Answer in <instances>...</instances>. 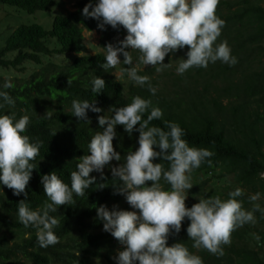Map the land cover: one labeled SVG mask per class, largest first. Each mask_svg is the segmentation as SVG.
<instances>
[{"label": "trees", "instance_id": "trees-1", "mask_svg": "<svg viewBox=\"0 0 264 264\" xmlns=\"http://www.w3.org/2000/svg\"><path fill=\"white\" fill-rule=\"evenodd\" d=\"M89 0H77L75 10L67 15L56 13L51 28L42 24H20L0 48V70L3 72H24L30 64L36 68L28 78L11 79L13 88L6 89L15 101L14 106L5 104L0 115H27L30 123L26 135L30 141L39 142L40 154L33 162L36 169L26 192L25 203L32 210L43 209L48 199L43 192L41 177L56 172L58 177L70 185L71 172L76 170L79 157L88 154V143L99 131L97 117H111L112 109L124 107L132 98L140 96L150 100L152 107L162 110L161 119L153 120L150 126L167 130L165 122H175L184 130V139L189 146L205 148L214 153L212 166L202 164L192 173L193 188L189 190L190 201L186 207L198 203L200 197L220 196L228 199V193L239 187L245 195L239 199L246 210H252L249 196L261 193L264 196V0H219L216 15L225 21L217 43L227 41L232 55L238 59L235 66L217 61L207 68L194 67L183 75L173 70L155 75V68L139 70L138 74L150 78L157 88L152 95L147 86H135L124 76L116 79L114 72L129 67L121 64L106 72L101 65L104 54L89 55L83 36L86 32H100V47L116 45L127 35L121 26L118 30L106 26L97 27L98 21L86 19L83 7ZM8 6L15 12L35 14L48 12L59 6L57 0H0V7ZM104 50V49H103ZM129 51V49H127ZM185 46L172 55L187 58ZM133 63H139V52L132 51ZM73 56L67 64L54 62V58ZM122 59L124 57L120 55ZM172 61L166 56L165 64ZM96 76L105 80L100 94L93 93L91 81ZM71 80L69 86L68 81ZM5 79L0 75V84ZM73 100L95 102L101 113L88 112L90 122L80 121L72 115ZM52 118L48 119L46 113ZM150 113V109H149ZM146 113L144 119L147 118ZM138 127V125H137ZM117 137L113 146L123 162L128 152L138 147V132L132 136L117 125ZM55 133V135H53ZM158 150V149H157ZM164 168L169 167L165 161ZM113 165L118 162L112 161ZM217 173L218 176H217ZM96 176V184L90 186L84 196H75L73 203L62 205L58 212L51 213L58 219L54 233L59 243L41 248L37 241L36 229L24 227L18 220V207L25 196H15L6 186L0 191V264H115L113 259L123 246L103 230V223L97 218L96 208L106 205L110 210L117 206L121 210L124 197L115 194L114 181L108 167L105 179ZM209 175L216 176L217 182L231 178L233 187L217 188ZM214 178V177H213ZM149 184L151 182H148ZM163 184V181H161ZM165 189L169 188L164 184ZM222 190H226L221 192ZM255 204V203H254ZM255 223L245 224L231 234V244L224 245V255L217 257L203 249L192 247L186 228L190 221L182 222L178 234L170 233L168 246L183 243L191 253L202 258L203 264H264V231L258 226L264 224L260 212H255ZM255 230L258 241L252 246L250 237ZM138 264V262H137Z\"/></svg>", "mask_w": 264, "mask_h": 264}, {"label": "clouds", "instance_id": "clouds-1", "mask_svg": "<svg viewBox=\"0 0 264 264\" xmlns=\"http://www.w3.org/2000/svg\"><path fill=\"white\" fill-rule=\"evenodd\" d=\"M219 0H89L82 9V15L98 21L97 27L106 30L111 26L118 30L121 26L127 35L116 45L107 44L104 49V63L101 67L108 72L118 65L122 68L116 79L127 77L135 86L145 87L155 95L157 88L150 78L138 74V65H133L132 51L139 52V64L151 65L156 72L171 67L163 63L165 57L185 46L186 59H180L175 71L183 75L194 67L207 68L217 61L235 66L238 59L232 55L227 41L217 43L225 21L216 15ZM127 49H131L128 51ZM120 55L124 57L123 61ZM69 86L71 80L68 81ZM92 92H103L105 80L96 76L91 81ZM13 88L10 79L0 84V109L14 106L15 101L6 89ZM150 109V113H149ZM72 115L80 121L90 122L88 112L101 113L103 110L95 102L73 100ZM113 115L97 117L102 131L97 132L88 143V154L79 157L76 170L71 172L70 185L64 183L51 172L41 177L43 192L48 199L43 209L32 210L25 203L34 161L40 154V143L31 142L24 134L30 123L27 115H0V191L6 186L13 195L25 196L18 207V220L24 227H33L41 248L59 243L54 233L58 219L51 213L58 212L62 205L73 203L75 196L85 195L90 186L104 188L96 184L100 174L104 180V170L108 167L114 181L115 194L122 195L129 210L106 205L96 208L97 218L103 223V230L119 241L123 249L113 258L115 264H203L183 243L168 246L170 233L178 234L182 222L190 221L186 228L192 247L203 249L222 257L224 245L231 244V234L248 223H255V212L264 215V208L255 204L252 210L243 207L242 188L228 193V199L220 196L200 197L199 202L186 207L189 190L193 188L192 173L207 163L212 166L214 153L205 148L189 146L183 138L184 130L175 122H165L167 130L150 126L153 120L161 119L163 112L152 107L151 101L140 96L132 98L130 104L112 109ZM146 113L147 118L144 119ZM52 118L50 112L46 113ZM123 127L129 137L138 132V147L130 151L121 162V154L115 150L113 140L117 137L116 127ZM138 125V127H137ZM55 135V133L53 134ZM158 149V150H157ZM165 161L169 167L164 168ZM118 162L113 165L111 162ZM264 179V173L260 174ZM163 181V184L161 183ZM148 182H151L150 184ZM164 184L169 188L166 190ZM250 202L261 199V193L248 197ZM138 210V211H137Z\"/></svg>", "mask_w": 264, "mask_h": 264}, {"label": "rangeland", "instance_id": "rangeland-1", "mask_svg": "<svg viewBox=\"0 0 264 264\" xmlns=\"http://www.w3.org/2000/svg\"><path fill=\"white\" fill-rule=\"evenodd\" d=\"M59 2V6L56 9H53L51 11L48 12H37L33 15L28 14L26 12H15V9L8 7V6H4L3 8L0 7V48L2 46H5L6 41L8 39V37L11 35L12 31L14 29H16L20 24H32V23H39L42 24L44 27V29L48 30L51 28L52 25V21L53 19L56 17V13L59 14H63V15H67L69 12H73L75 10V5L77 0H57ZM84 39H85V45L87 47L88 50V54L89 55H96L98 53H103L104 54V50L100 47V42L102 39L101 33L100 32H96V31H92V32H86L84 31L83 33ZM129 51H131V49H129ZM171 55L172 61H170L171 67L167 68L166 70H173L174 68L177 67V65L180 62V56L178 54L172 55L171 53L169 54ZM73 58V56H64V57H60L54 58V62L56 64H67L69 61H71ZM121 61H123V59L120 57ZM166 59V57H165ZM183 59V56L182 58ZM163 63H165L163 61ZM134 66L138 65L139 70L143 71L146 69H151L153 68L151 65L148 66H144L142 64L139 63H133ZM119 68H122L121 65H118ZM24 72H19V71H11V72H3L0 70V75L6 79H14V78H28L34 70H36V68L30 64H26L24 66ZM121 69H119L118 71L114 72V76H118L120 73ZM176 72V71H175ZM162 72H155V76H160L162 75ZM121 80V79H120ZM219 173H217L218 176ZM214 177V178H213ZM213 179V185L217 188H223V187H233V180L231 178L224 180L223 182H217V177L216 176H212L209 175L207 177V179ZM217 179V180H216ZM226 190H222L221 192H224ZM190 201V196L188 193V197L185 201V204L187 202ZM259 204L261 206V208H264V196L261 195V199L255 202H250L249 204L254 206L255 204ZM127 207L129 211L133 210L131 209V207L127 204V202L125 201V198L123 200L122 203V208L123 207ZM138 211V210H137ZM261 216L264 218V215L261 214ZM261 229L262 231H264V224L262 226H258V229ZM251 237H250V242L252 244L253 247H256L255 242L258 241V237L256 234V231L253 230L252 231ZM122 245L119 244V247H121ZM260 246L263 249V253H264V243H261Z\"/></svg>", "mask_w": 264, "mask_h": 264}]
</instances>
